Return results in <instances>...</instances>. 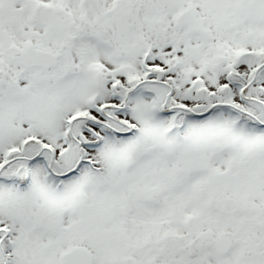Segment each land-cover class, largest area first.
<instances>
[{
  "label": "snow or ice",
  "instance_id": "1",
  "mask_svg": "<svg viewBox=\"0 0 264 264\" xmlns=\"http://www.w3.org/2000/svg\"><path fill=\"white\" fill-rule=\"evenodd\" d=\"M0 264H264V0H0Z\"/></svg>",
  "mask_w": 264,
  "mask_h": 264
}]
</instances>
